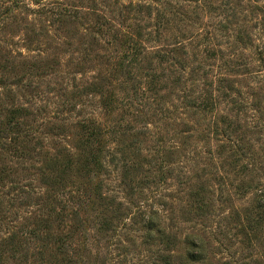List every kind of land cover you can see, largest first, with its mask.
Listing matches in <instances>:
<instances>
[{"label": "trees", "instance_id": "obj_1", "mask_svg": "<svg viewBox=\"0 0 264 264\" xmlns=\"http://www.w3.org/2000/svg\"><path fill=\"white\" fill-rule=\"evenodd\" d=\"M35 4L34 13L45 17L51 28L56 25V30L66 33L78 25L83 36L77 57L72 58L73 71L60 88L61 95L69 98L62 110L56 109L55 117L60 119V112L76 117L71 131L75 143L72 149L58 143L59 148L39 168L40 184L52 192L45 190L49 209L38 216L33 236L45 235L39 237L42 242L51 241L59 254H65L76 240L72 234L83 231L88 210L100 206L105 223L108 213L112 219L120 216L121 203L114 195H103L102 180L95 183L93 177L115 174L120 185L127 184V195L134 193L132 175L142 170L137 138L147 133L138 113L142 116L148 107L168 126L182 127L164 149L167 172L172 171L169 162L175 154L181 165L188 160L195 163L199 147L191 145L206 144L203 159L213 163L219 177L217 200L253 192L250 205L236 215L239 232L248 236V229L257 238L254 232L264 224V141L259 143L260 155H255L246 135L264 132V106L244 95L231 75L243 77L254 71V77H260L264 73V0H35ZM89 94L98 97L103 117L84 116L71 104L74 98ZM83 105L81 101L79 107ZM124 108L126 117L121 122L105 118ZM25 111L16 106L8 113L22 118ZM17 118L0 126V147L24 157L30 134ZM9 131L14 137L5 142ZM206 170L204 166L179 168L178 182L188 188L197 216H205L210 207L202 180ZM2 204L0 198V212ZM161 212L155 208L136 213L144 217L146 237H165V248L170 250L175 236L158 220ZM62 228L68 233H61ZM4 241L7 250H22L12 236ZM184 243L188 246L184 264L205 258L201 238L192 235ZM71 253L68 261L75 263L80 253Z\"/></svg>", "mask_w": 264, "mask_h": 264}, {"label": "rangeland", "instance_id": "obj_2", "mask_svg": "<svg viewBox=\"0 0 264 264\" xmlns=\"http://www.w3.org/2000/svg\"><path fill=\"white\" fill-rule=\"evenodd\" d=\"M36 8L35 0H0V126L9 121L12 123L17 117L12 118L8 111L21 106L26 115L17 119L24 132L30 134L24 143L28 147L23 149L27 153L24 157H17L7 146L0 147V198L3 201L0 264H184L183 257L188 248L184 241L192 235L203 241L205 258L187 264H264V224L254 232L257 238L248 229L246 236L239 232L240 221L236 215L238 211L242 215L243 209L250 205L253 192L236 196L230 191L232 199L224 200V196L217 200L219 177L213 163L203 159L206 144L200 141L191 145V148L199 147L195 163L188 160L181 165L175 154L174 160L169 162L172 171L167 172L164 149L182 127L175 123L168 126V121H160L148 107L143 109L142 116L138 113L147 125L143 130L147 133L137 138L142 170L132 175L134 193L127 195V184L120 185L115 174L93 177L95 183L102 180L103 195H114L121 203L120 216L112 219L113 214L108 213V223H105L100 206L84 214L83 231L72 234L76 240H72L71 252L80 253L75 263L68 261L72 256L70 251L59 254L51 241L42 242L39 238L45 235L37 233L33 236L38 216L49 209L45 206L46 188L39 182V168L59 148L58 143L69 144L70 149L75 143L71 131L76 117H69L72 114L66 112L58 114L60 119L55 117L56 109L62 110V103L69 98L68 94L61 95L60 88L73 71L75 60L72 58L77 57L76 49L83 36L78 25L66 33L56 30V25L51 28L45 17L34 13ZM202 56L200 53L199 57ZM254 74L253 71L252 75L231 77L244 95L264 106V73L260 77H254ZM81 101L84 105L79 107ZM97 103L98 97L90 94L71 100L75 110L82 115L101 118ZM125 112V108L115 109L105 118L121 122L126 117ZM131 124L136 125L133 120ZM167 131L173 134L169 135ZM57 132L60 134L56 135ZM13 134L7 132L4 141L8 142ZM22 134L18 133V136L22 137ZM257 137L261 138L258 142ZM247 139L255 155H260L259 143L264 141V132L248 134ZM211 144L214 146V142ZM160 165L164 166L162 171L158 169ZM187 165L207 169L208 174L202 177L210 206L205 216L193 213L189 190L185 183L178 182V176L182 175L180 166L185 169ZM193 174L190 171L189 175ZM46 192L52 191L47 189ZM40 194L44 195L39 198ZM155 208L162 209L158 220L170 231L171 237L175 236L170 250L165 248V237L160 238L157 234L146 237L144 217L136 213L138 209ZM105 226L108 228H103ZM61 231L68 233L67 229ZM11 236L21 244L20 252L7 250L4 240ZM168 253L172 256L167 258Z\"/></svg>", "mask_w": 264, "mask_h": 264}]
</instances>
